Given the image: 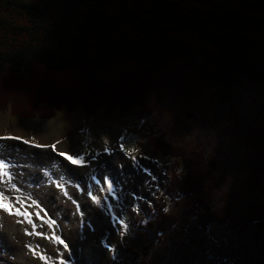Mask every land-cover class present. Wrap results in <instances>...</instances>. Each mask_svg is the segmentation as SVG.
<instances>
[{
	"label": "trees",
	"instance_id": "1",
	"mask_svg": "<svg viewBox=\"0 0 264 264\" xmlns=\"http://www.w3.org/2000/svg\"><path fill=\"white\" fill-rule=\"evenodd\" d=\"M252 82L264 83V0H0V110L11 106L14 116L118 108L150 121L161 89L172 105L208 86L224 102ZM207 115L206 125L218 124ZM162 125L151 136L136 129L153 154L174 164L164 195L158 191L164 203L148 211L153 224L139 225L142 247L127 248L131 264H155L143 238L149 229L158 242L174 231L179 216L163 211L167 201L198 197L191 212L205 229L233 213L200 198L208 187L201 149L173 141ZM263 154L248 157L249 171L264 170Z\"/></svg>",
	"mask_w": 264,
	"mask_h": 264
},
{
	"label": "rangeland",
	"instance_id": "2",
	"mask_svg": "<svg viewBox=\"0 0 264 264\" xmlns=\"http://www.w3.org/2000/svg\"><path fill=\"white\" fill-rule=\"evenodd\" d=\"M203 89L204 92L199 98H188L180 105H172L165 91L159 90L157 93L162 96L161 100L152 97V102L157 103V107L150 122L155 124L156 128L162 124V127H170L173 141L199 146L205 161L203 171H206L208 183L207 190L204 194L200 193V198L213 209L225 207L233 213L225 222L212 224L205 229L199 216L193 217L191 212V207L198 197L190 198L184 195L175 199L177 204L172 205L168 201L166 203L167 207L179 216L174 231L161 242L152 236L151 229L148 232L151 236L143 238L154 246L150 253L155 264H255L258 252L264 244V170L249 171L247 159L260 151L264 152V83L239 84L232 100L224 102L210 86ZM166 110H171V113ZM207 113V119L210 115L213 121H218L217 125H206L204 116ZM138 118L136 111L124 113L118 108L114 112L103 109L93 114H87L82 108H62L53 117L29 119L14 116L11 106L0 110V123L4 132H13L14 135L17 133L25 138L35 135L41 143H53L60 139L63 141L58 146L60 150L77 147L81 151H98L105 139L109 143L114 142L124 131L131 142L136 143L151 157L149 154H152V151L145 148L144 139H139L135 131ZM0 145H3L1 149L11 156L14 162L30 165L19 169L24 173V178L23 186L18 184V191L7 188L0 190L13 197L14 202L24 200L28 196L39 200L41 206L47 209L48 215L58 220V234L62 233L70 243L74 263L115 264L112 254L102 243L107 239L111 244L118 246L115 259L117 264H131L132 257L127 251L129 247L121 242L124 238H129L128 233L120 238L110 217L102 209L92 205L86 196L69 186L70 194L80 200L82 208L90 209L85 213L82 227L78 217L71 214L74 208L71 202L60 195L59 190L41 182L46 179L41 167L47 166V170L56 174L58 169L53 165L58 164L59 169L63 170L59 172L64 174L66 180L71 179L84 186L87 179L86 169L67 166L63 158L56 156L51 149L31 148L19 141H0ZM156 159L158 158L155 157L154 160ZM103 160L106 161L110 177L121 186L120 195L125 197L120 203L124 209L123 218L126 222L130 221L129 235L133 237L130 243L133 248H136L137 244L142 247L140 233L144 230L139 225L146 224L145 220L152 225L153 216L146 214L149 206L142 201L141 213L131 211L133 201L130 194L136 193L157 205L164 202L149 194L142 186L145 177L139 174L122 154H116L114 157L105 155ZM158 160L163 171L168 173L166 178L161 176L156 165L150 160H142V163L160 177L163 189L164 184L171 178L174 159ZM119 164L124 165L123 170L117 167ZM28 169L33 172L30 173L31 170ZM27 203L30 204L31 201ZM35 210L29 208V211ZM43 214L41 212V215ZM11 217L13 216L3 211L0 215V264H45L28 251L29 244L33 247L38 244L39 251L49 255L52 261L56 260L59 246L41 237L28 236L25 229L33 231L31 226L26 222L23 225L17 223L19 217ZM39 223L38 221V225ZM35 231L50 234L51 229L44 223Z\"/></svg>",
	"mask_w": 264,
	"mask_h": 264
},
{
	"label": "snow or ice",
	"instance_id": "3",
	"mask_svg": "<svg viewBox=\"0 0 264 264\" xmlns=\"http://www.w3.org/2000/svg\"><path fill=\"white\" fill-rule=\"evenodd\" d=\"M145 125L149 126L145 128ZM138 128L142 132H146L149 136L154 132L159 131L156 129L155 124L145 119H140L138 121ZM0 141H19L31 148L51 149L56 156L63 158V161L66 162L67 166L87 170V179L84 186H81L80 183L74 182L71 179L66 180L63 173L58 172L54 174L45 168L41 169L43 175L46 177V183L54 189L59 190V194L66 197L67 201H70L74 206L71 214L78 217L82 227L84 225L85 213L90 211V209L88 207L82 208L80 200L70 194L69 186L77 189L81 195L86 196L91 201L92 205L98 206L110 217L113 228L120 238L125 237L130 228V221L126 222L122 216L124 209L120 202L122 199H125V197L120 195V184L108 174L106 161L103 160L105 155L108 157H114L116 154H122L126 160L130 161L131 166L136 169L139 174H142L145 177L142 186L148 190L150 195L156 197L158 191L161 196L164 195L163 191L160 190V177L154 174L153 169L146 167L142 163V160H150L151 163L156 165V169L160 172L161 176L166 178L168 173L163 171L158 159L153 160L151 157L145 155L141 147L136 143L131 142L129 136L124 131L121 132L114 142L109 143V141L105 139L103 145L98 151L95 149L81 151L77 147H73L70 150H60L58 146L63 143L62 140L57 139L53 143H41L36 139L35 135L31 138H25L20 135L9 134L0 136ZM2 147L3 145H0V148ZM17 152H19V149H17ZM24 167H30V165L19 164L12 159L0 157V188L18 191V184L23 186L22 182L24 178V173L19 171V169ZM53 167L59 169L60 166L54 164ZM117 167L123 170L124 165L119 164ZM182 171V165L178 166L177 175ZM54 175L58 178H54ZM14 180L16 182H13ZM130 195L132 196L133 201L130 210L134 213L138 214L141 211V201L150 208H153L151 200H146L142 196H138L136 193H131ZM27 201H31V203L28 204ZM17 204L24 206L19 207ZM29 208H34L36 210L29 211ZM0 210L10 216L19 217L20 219L16 221L17 223L23 225L26 222L30 225L33 231L25 229L28 236L41 237L48 241H52L59 246L57 248V258L55 261H52L49 255L38 250L40 247L38 244L36 247L29 244L27 245V249L34 257L45 262V264H74L73 250L70 247V243L63 237L62 233L58 234V229L60 227L58 220L48 215L47 209L41 206L39 200L32 199L31 196H28L24 200L14 202L13 197L6 195L4 190H0ZM163 211L167 213L169 208L165 206L163 207ZM41 212L44 214L41 215ZM38 221L40 222L39 225ZM44 223H46L49 229H51L50 234H46L43 231H35L38 226L42 227ZM144 223H147V221L145 220ZM102 243L104 248L112 254V259L115 260L118 246L111 244L107 239L102 241Z\"/></svg>",
	"mask_w": 264,
	"mask_h": 264
},
{
	"label": "bare ground",
	"instance_id": "4",
	"mask_svg": "<svg viewBox=\"0 0 264 264\" xmlns=\"http://www.w3.org/2000/svg\"><path fill=\"white\" fill-rule=\"evenodd\" d=\"M9 134H13L14 135V133L13 132H10V133H7V132H4L3 131V129H2V127H1V123H0V136H5V135H9ZM16 135H17V133H16ZM6 151V150H5ZM0 157H3V158H5V159H11V156H9L8 154H6L4 151H3V149H1L0 148ZM47 164V163H46ZM45 164V165H46ZM38 166V165H37ZM42 168H47V166H43V167H41V169ZM28 170H31V169H28ZM59 170L60 171H63L62 169H58V170H56V172L58 173L59 172ZM48 171H50V170H48ZM33 172V170H31L30 171V173H32ZM54 172V171H53ZM30 173H28V175L30 174ZM59 173H62V172H59ZM30 176V175H29ZM55 176V175H54ZM42 180H43V178H41ZM42 183H46V179L45 180H43V181H41ZM2 214V211H0V215ZM11 218H14V216L13 217H11ZM15 218H17V217H15Z\"/></svg>",
	"mask_w": 264,
	"mask_h": 264
},
{
	"label": "water",
	"instance_id": "5",
	"mask_svg": "<svg viewBox=\"0 0 264 264\" xmlns=\"http://www.w3.org/2000/svg\"><path fill=\"white\" fill-rule=\"evenodd\" d=\"M255 264H264V244L261 246L258 252Z\"/></svg>",
	"mask_w": 264,
	"mask_h": 264
}]
</instances>
